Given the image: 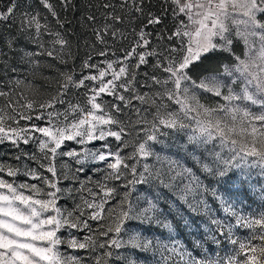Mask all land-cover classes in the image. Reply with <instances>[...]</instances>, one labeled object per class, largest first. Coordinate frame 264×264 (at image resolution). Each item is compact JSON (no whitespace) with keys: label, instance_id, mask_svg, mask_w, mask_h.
I'll list each match as a JSON object with an SVG mask.
<instances>
[{"label":"snow or ice","instance_id":"obj_1","mask_svg":"<svg viewBox=\"0 0 264 264\" xmlns=\"http://www.w3.org/2000/svg\"><path fill=\"white\" fill-rule=\"evenodd\" d=\"M128 2L124 0L125 4ZM41 3L63 27L54 5L49 0H41ZM60 3L64 8L76 7L73 0H60ZM171 3L175 5L174 15L183 13L188 19V23L181 21L167 36L168 41L179 38V45L161 46L159 51L152 49L149 39L152 32L146 29L163 23V11L160 15L145 12V0H131L130 11L138 14L134 19H139L142 26L138 32L133 30L137 38L116 62L118 70L113 69V63H108L107 69L99 71L98 75L84 76L78 81L66 75L61 96L70 87L87 88L85 81L98 82V87L88 88L92 93L87 100L90 108L70 104L63 114L64 120H68L69 111L74 116L79 113L78 119L67 124L59 121L60 126H53L49 121L48 127L33 124L11 128L5 126L4 117L0 116V146L10 144L17 152L13 159L20 165L0 163V264H86L78 257L65 258L58 247L61 244L72 249H106V257H115L123 264H147L137 253H152L155 264H260L257 256L248 254L255 253L257 246L234 239L233 229L251 230L259 226L260 231L254 233V237L261 241L260 252L264 254V210L258 219L241 214L248 194L253 193L250 186L253 171L259 168L256 176L264 179V0H171ZM17 7V0H10V6L0 12V22L11 21ZM103 7L108 9L112 5L104 4ZM37 15L24 13L22 31L34 26L39 32L44 27ZM86 19L94 21L95 16L89 15ZM111 19L122 23L124 18L111 15ZM109 27L106 25L103 31H108ZM94 32L103 42L101 32ZM111 35L115 36L116 30H112ZM183 37L188 38L186 43ZM164 38L161 32L160 39ZM237 38L247 47L248 54L244 58L235 56L233 45ZM15 43V38L5 41L9 50L14 49ZM56 43L65 45L67 41L60 38ZM48 55L53 53L48 52ZM153 57L156 63L152 67L167 74L163 81L154 73L151 75L153 84L165 89L156 95H166L179 105V110L157 115L148 122L141 115L143 110L132 103L133 100L145 104L148 101L145 95L135 94L136 75L130 68L148 66ZM218 57L234 64L232 70L227 67L224 70L228 76L238 74L233 83L240 82L239 91L231 84H224L218 76L205 75L199 82L193 79L194 69ZM85 67L96 65L85 62ZM106 75H111V79L105 80ZM222 88L228 89L227 95H223L226 103L217 108L200 104L195 94L196 89H201L219 97ZM123 92L129 93L128 97ZM101 94L113 97V101L98 103ZM0 95L5 93L0 92ZM56 103L65 101L60 96L53 97L40 107L50 108ZM27 107L31 109L33 105ZM21 118L33 119L23 114ZM193 123L191 135H177L172 143L169 142L170 132L162 130L180 133ZM133 132L136 133L133 151L122 155V150L129 147L125 137ZM35 133L42 134L43 138L36 137ZM238 135L251 137L250 144H241L234 138ZM109 138L117 142L115 148ZM67 141H74L79 149L70 148ZM90 142L97 143L86 146ZM29 143L38 145L39 157L21 148V144ZM63 157H68L69 161L60 164L58 172L57 164ZM101 162L110 170L108 179L124 181L122 196L117 186L104 185L102 203L84 202L92 209L87 219H83L80 205L76 206V215L71 211L62 212L56 206L60 198L58 193H65L58 186L60 182L79 183L82 176L92 172ZM22 169L24 175L49 189L45 192L48 199L34 198L44 190L37 184L15 185L3 176L6 171L7 176L15 177ZM25 190L29 194L26 195ZM133 192L137 193L135 202L129 203ZM117 196H120V211L114 217L109 214L106 219L104 204ZM67 197L72 199L71 188L67 189ZM259 200L264 209V186L260 188ZM49 212L54 214L45 215ZM90 221H97L95 234L103 238L102 242L92 235L83 241L63 240L57 235L63 228L82 227L92 232ZM154 228L166 234V239L145 235ZM226 243L238 245V250L221 256L220 249ZM119 249H124V254L113 251Z\"/></svg>","mask_w":264,"mask_h":264},{"label":"rangeland","instance_id":"obj_2","mask_svg":"<svg viewBox=\"0 0 264 264\" xmlns=\"http://www.w3.org/2000/svg\"><path fill=\"white\" fill-rule=\"evenodd\" d=\"M54 5L55 11L58 14L57 3L55 0L49 1ZM171 2V1H170ZM174 5V4H173ZM175 6V5H174ZM59 9H63L61 16L58 15V19L63 23V27L60 26V23L57 22V17H53L50 13L43 7V4L40 2L37 10L34 11V14L37 15L41 25H44L39 32L31 31L27 34L30 37L35 35V40L41 36L42 33L49 35L47 38L48 42L37 41L34 42H17L14 45L13 50H9L8 47L2 48L0 46V71H6L4 74L0 72V92L5 93V95H0V116L4 117V123L6 127L16 128L18 125L20 127H30L35 124L38 127H48L49 121L53 126L58 125L59 121H64V124L74 121L79 118V113L75 116L69 111L68 120H64L65 110L69 108V105L79 104L81 106L87 105V100L92 94L88 91V88L98 87V82L96 81H85L87 88L81 87H70L66 94L62 93V85L65 82L66 75H72L74 80H79L84 76L98 75L99 71L107 69L108 63H113V69L118 70L119 65L117 61L123 58L121 52L122 49H130L134 44L135 39L137 38L134 35V31H139L141 26L135 28V20L132 16L126 13L123 16V22H113L111 15L106 14L105 12L99 13L95 16L94 21H88L86 15L79 16H68L67 8L59 6ZM76 9L74 8V12ZM47 12V13H46ZM25 11L18 13V15L23 16ZM185 17V20L188 21L187 16L183 13H179ZM13 18V17H12ZM131 19V22H129ZM110 26L108 31H103L105 26ZM75 30L76 35H80L81 40L76 43L74 46V52H71L67 44L61 45L56 43L57 39L53 40V36H56V33H59V37L65 40V34L73 32ZM95 31L101 32L103 42L95 34ZM116 30V35L112 36L111 31ZM152 36L149 37L151 40V47L154 50L159 51L161 46H172V41H168L167 37L163 40L160 39L161 31L158 30V33L153 35V27L150 30ZM67 32V33H66ZM234 44L241 45L243 47V54L239 57L244 58L247 54V47L243 44V41L237 38ZM82 49V52L76 55L77 49ZM141 51V49H137ZM48 52H52L53 55L49 56ZM104 52L105 55L101 56L100 53ZM31 53V55H28ZM85 62L88 64L96 65V67L89 68L85 67ZM126 64H132V61H125ZM156 63V59L150 58V63L148 66H141L139 69L130 68V71H133L136 75V80L133 84L136 95H145L148 103H143L140 100H133V105L136 108L142 109V117L145 118L148 122H152L154 117L157 115H165L168 111H178L179 105L175 104L174 101H170L166 95H156L157 93H163L165 89L160 85L153 84L151 80V75L154 73L161 81L166 77V73L162 69L153 68L152 65ZM225 67L229 70L234 68V64H225L222 70L218 73H211L207 75L218 76L219 79L224 84H231L232 88L236 91H239L240 82L237 81L233 83L236 73L233 76H228L225 73ZM15 69V71H13ZM145 73H148V76H145ZM204 77V76H203ZM202 77V78H203ZM201 78V79H202ZM105 80L111 79V75H106ZM199 82V81H197ZM119 83V82H118ZM167 87H171L168 85ZM222 95L216 96L214 93L206 92L201 89H196L195 94L199 99L200 104H203L210 108H217L226 103L223 99V95H227L228 89L222 88ZM126 97L129 93L123 92ZM62 98L65 103L60 104L56 103L53 107L42 108L40 105L47 104L53 97ZM103 101L104 104H108L110 101H113V97L108 96L107 94H101V97L97 99V102ZM155 101L153 104L152 101ZM28 104H32L33 107L29 109ZM59 104V105H57ZM59 106V107H58ZM90 108V105H87ZM63 110V112H61ZM159 110V111H158ZM127 111V110H126ZM253 111H256V108L253 107ZM32 116V120L22 119L21 115ZM51 114V115H49ZM59 114V115H58ZM99 114V113H98ZM190 115H196V113H191ZM37 116H40V119H36ZM204 119L203 116L200 117ZM136 119V116L133 115V120ZM188 122V121H186ZM145 127H148L146 124ZM195 127V124H192V127L185 129L183 132L176 133L174 130L162 129L163 131L170 132L171 139L169 142L172 143L175 140V136L179 135L184 137L186 134H192V128ZM239 120H237V131H239ZM36 137H42V134L35 133ZM136 133L133 132L130 135L125 137V143L129 144V147L123 149L121 154H129L133 151V146L135 145ZM241 144H250L251 137H245L243 135H238L234 137ZM167 139V138H166ZM112 143V147L115 148L116 143L112 138H109ZM67 145L79 149L74 141H67ZM91 143L97 142H90ZM257 147L260 148L261 144L259 140L257 142ZM21 148L28 152H35L39 157L41 155L38 145L35 143H29L28 145L21 144ZM158 150V149H157ZM17 154L16 150L10 146V144H4L0 146V163L5 166L19 167V162L13 159ZM65 161H69L68 157H63L57 164L58 172L60 170V164ZM31 167L36 168V165L31 161L27 162ZM39 171L43 172L42 169ZM110 170L106 169V166L101 162L98 167L86 176L80 178L79 183H69V181L62 180L58 185L60 188L65 190L63 195L58 193L60 198L57 200V207L61 209L62 212L71 211L74 215L77 214L76 206L80 205V211H83V219L88 218V214L92 209H88L85 205V201L95 202L100 204L105 199L103 186L107 187L117 186L120 192V196L123 194L122 184L123 180L115 181L107 178V172ZM259 172V168H256L253 171V181L250 186L253 187V193L248 194L246 204L242 210V215L247 216L249 219H258L259 214L262 210L260 205L261 201L259 200L260 188L264 186V179L256 176V173ZM44 175H50L48 173H43ZM4 178L9 182H15V185L20 183L27 184H37L44 190L34 198L39 199H48L45 195V192L48 191L44 185L39 181L31 179L29 176L23 174V169L15 177H9L5 173L3 174ZM71 188L72 190V199L67 197V189ZM25 194H29L28 190H25ZM136 192H133V196L130 197L129 203L135 202ZM120 196L108 199V202L104 204L105 211L103 212L104 217L107 219L109 214L115 216V213L120 211L119 199ZM54 213L49 212L45 215H52ZM92 225V232H89L88 229H61L57 235L63 240H68L70 238H75L80 241H83L86 236L92 235L93 239H96L102 242L103 238L96 236L97 221H90ZM103 223V222H102ZM111 223V221H108ZM135 231V229H133ZM234 239H237L239 242H243L246 245H256V252L248 254L257 256L260 264H264V254L260 252L261 241L258 237H254V233H259L260 228L257 226L254 229L247 228H234ZM145 235L149 238L154 236H159L161 239H166V234L162 233L159 229H150ZM127 238L126 236L124 237ZM59 247L60 252L65 258L69 257H78L86 262V264H96V261H99L100 264H123V261L116 260L115 257L108 258L104 255L106 249L95 247L91 250H81V249H72L68 248L66 245L61 244ZM233 249L238 250V245L233 246L231 244H224L220 249L221 256L231 255ZM118 251L121 254H124V249L113 250ZM137 256L147 262V264H155L152 253L142 254L137 253ZM241 259H243V254H241Z\"/></svg>","mask_w":264,"mask_h":264},{"label":"trees","instance_id":"obj_3","mask_svg":"<svg viewBox=\"0 0 264 264\" xmlns=\"http://www.w3.org/2000/svg\"><path fill=\"white\" fill-rule=\"evenodd\" d=\"M51 1V0H49ZM41 0H17L18 7L16 9V13L13 16L12 20L7 23L0 22V46L2 48H6L5 41L11 38H15L16 43L17 42H34L37 43V41H47L49 38L46 33H42L41 36L38 37L37 40H35V35L30 37L27 35L30 30L34 31V26L31 29H28L26 31H22L21 29V22L24 19V15H18V13H21L23 11L25 12H31L34 14V11L37 10L38 6H40ZM57 3V9H58V15L61 16L63 13V9H59V6H61L60 0H55ZM75 3L76 11L74 12V8L69 6L67 8L68 16H79L81 15H93L96 16L99 13L105 12L108 15H118V16H125L126 13H128L133 18L136 17L138 14H136L134 11H130L132 9L131 0H129L128 3H124V0H73ZM104 4H110L112 5L111 8L105 9L103 7ZM122 4L124 5L122 7ZM8 6H10V0H0V12L4 11ZM175 6L170 1H164V0H145V12H152L155 15H160L163 11L164 14V20L163 23L160 25L150 26L146 30H150L153 27V35L158 33V30L163 32V35L165 37L171 35L173 31L176 30L178 26H180V22L184 21L185 23H188V21L185 20V17L183 15L173 14V8ZM62 8V6H61ZM47 13V12H46ZM135 20V28L138 26H142L141 21L139 19ZM67 33V32H66ZM54 39H60L59 36H53ZM65 41H67V46L70 48L71 52H74V46H76V43L81 40L80 35H76L75 30L73 32H69L64 35ZM187 37H183V40L185 43L187 42ZM15 43V44H16ZM180 39L179 38H173L172 40V46L179 45ZM235 56H241L243 54V47L238 44L233 45ZM126 48L119 51L124 56ZM82 52V49L76 50V55L78 53ZM225 64H233L230 62V60H222L221 58H215L209 61H205L204 64L200 65L198 68L194 69L191 73L194 80L199 81L203 76L211 73H218L222 70L223 66ZM204 69H209L208 72H205ZM6 74V71H0ZM59 105V104H57ZM59 107V106H58ZM63 112V110H61Z\"/></svg>","mask_w":264,"mask_h":264},{"label":"built area","instance_id":"obj_4","mask_svg":"<svg viewBox=\"0 0 264 264\" xmlns=\"http://www.w3.org/2000/svg\"><path fill=\"white\" fill-rule=\"evenodd\" d=\"M164 1H171V0H164Z\"/></svg>","mask_w":264,"mask_h":264}]
</instances>
